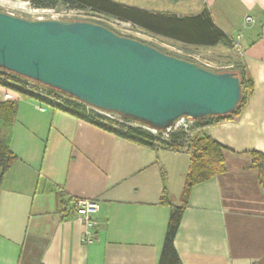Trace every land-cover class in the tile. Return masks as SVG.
<instances>
[{
    "label": "crops",
    "instance_id": "crops-1",
    "mask_svg": "<svg viewBox=\"0 0 264 264\" xmlns=\"http://www.w3.org/2000/svg\"><path fill=\"white\" fill-rule=\"evenodd\" d=\"M169 1L184 5L167 13L180 18L207 10L232 48H195L219 53L221 68L240 66L251 82L236 115L202 128L221 147L224 172L184 201L189 151L139 145L0 85V103L16 105L0 264H159L174 207H184L174 240L182 264H264V186L253 165L264 154V0ZM78 201L100 205L91 243Z\"/></svg>",
    "mask_w": 264,
    "mask_h": 264
},
{
    "label": "water",
    "instance_id": "water-1",
    "mask_svg": "<svg viewBox=\"0 0 264 264\" xmlns=\"http://www.w3.org/2000/svg\"><path fill=\"white\" fill-rule=\"evenodd\" d=\"M0 70L154 131L235 112L240 79L98 24L0 11Z\"/></svg>",
    "mask_w": 264,
    "mask_h": 264
},
{
    "label": "trees",
    "instance_id": "trees-1",
    "mask_svg": "<svg viewBox=\"0 0 264 264\" xmlns=\"http://www.w3.org/2000/svg\"><path fill=\"white\" fill-rule=\"evenodd\" d=\"M18 1H30L32 5L37 9H51L57 6L58 4H63L72 9H78L81 11L90 10L105 17H110L118 21L132 23L133 25L138 26L153 35L160 36L175 41L177 43L184 44L186 46L216 47L218 45H224L228 49L232 48L231 40L212 24L209 12L207 10H204L198 16L180 18L171 14H155L138 10L135 8L115 3L111 0ZM178 58L192 63H196L189 59L181 57ZM216 72H231L240 79L243 94L242 100L235 112L229 116L212 117L205 121L194 122L197 125L194 126V128L198 129L199 133L197 134L195 140L192 143L190 169L183 193L184 201L187 199V196L194 185L207 181L213 178L214 176L223 173L225 170L221 147L216 142H214L208 135H206L202 131V128L207 125L216 124L222 119H226L236 115L245 104L248 92L251 90V82L246 77V74L240 66H234L231 70H216ZM25 81L27 82V79L0 70V85L8 89L20 91L26 96L36 98L57 109H60L80 119L88 121L112 134H115L126 140L135 142L139 145L146 146L152 149L164 148L173 150V148L177 145L179 141H183L184 139L188 138V132L190 131V128L188 130L181 128L180 131L172 130L169 133L165 131H159L158 134H153L151 131L147 130L146 127L139 125L127 118H123L117 115H112V118L114 117L113 119L108 118L95 112L87 105L80 103L71 97L63 96L57 91L51 90L46 87L45 90L47 92V95L53 99L60 101V104H53L52 102H48L47 98H42L40 96H35L34 94L29 93L25 89L29 81L27 83H25ZM15 118L16 105L11 102L0 103V190L4 174L16 161V157H14L11 152V142L13 138ZM106 122L117 125L120 130H116L105 125L104 123ZM165 134H167V138L165 137ZM253 156V165L259 170L260 182L264 186V154L254 153ZM163 202H166V200H164ZM183 212L184 207H174L172 209L166 239L159 264H182L179 255L175 249L174 240L178 233Z\"/></svg>",
    "mask_w": 264,
    "mask_h": 264
},
{
    "label": "rangeland",
    "instance_id": "rangeland-1",
    "mask_svg": "<svg viewBox=\"0 0 264 264\" xmlns=\"http://www.w3.org/2000/svg\"><path fill=\"white\" fill-rule=\"evenodd\" d=\"M115 3L135 8L138 10L150 12V13H173L180 14L185 13L186 9L184 5L175 6L170 3L169 0H111ZM0 11L8 14H12L17 17H21L29 20H41V19H57V20H67V21H86L94 22L109 29L113 30L120 36L131 38L142 43L152 45L153 47L165 52L168 55L181 57L189 59L200 65H206L211 67L209 69L225 70L221 68V60L223 58L219 53L214 51H206L202 48H195L186 46L175 41L153 35L138 26L133 25L129 22L118 21L110 17H105L94 13L90 10L81 11L78 9H72L63 4H58L51 9H37L30 1H18V0H0ZM29 80H27L28 82ZM25 81V83H27ZM111 118V117H108ZM114 118V117H113ZM112 118V119H113ZM118 119V118H115ZM105 125L120 130V128L112 123L106 122ZM187 126H189L188 138L183 141H179L173 150H184L192 151V143L195 140L198 129L194 128L197 126L196 123H192L191 120L187 121ZM181 127H178L176 131H180Z\"/></svg>",
    "mask_w": 264,
    "mask_h": 264
},
{
    "label": "built area",
    "instance_id": "built-area-1",
    "mask_svg": "<svg viewBox=\"0 0 264 264\" xmlns=\"http://www.w3.org/2000/svg\"><path fill=\"white\" fill-rule=\"evenodd\" d=\"M251 21L252 20L250 18H247V20H246L247 23H250ZM45 88L46 87H44L40 84L34 83L32 81H29L27 86L25 87V89L29 93L34 94L35 96L47 98L48 102H52L53 104H56V103L60 104L59 100L53 99L47 95ZM59 94H61V93H59ZM61 95H63V94H61ZM63 96H67V95H63ZM89 108H91V107H89ZM91 109L94 110L95 112L103 115V116H106V117L112 118V115H114V114L103 113V112L98 111V110L93 109V108H91ZM187 121L188 120H183L178 125H176L173 128L166 130L165 132L169 133L172 130H176L178 127H181V128H184L185 130H188L189 126H187ZM191 122L194 123V121H191ZM147 130L151 131L153 134H158V131L150 130L148 128H147ZM165 137L167 138V134H165ZM76 208H77L78 220L82 223V225L84 226V229L87 230L86 235H85V239H83V242L91 243L92 239L90 238L88 232L95 230V228L97 226V223L95 222L94 217L99 213L100 205H99V203H97L95 201H78L76 203Z\"/></svg>",
    "mask_w": 264,
    "mask_h": 264
}]
</instances>
